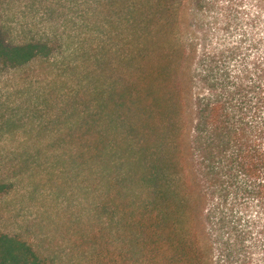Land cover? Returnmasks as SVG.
I'll list each match as a JSON object with an SVG mask.
<instances>
[{
    "label": "trees",
    "instance_id": "1",
    "mask_svg": "<svg viewBox=\"0 0 264 264\" xmlns=\"http://www.w3.org/2000/svg\"><path fill=\"white\" fill-rule=\"evenodd\" d=\"M136 42L131 75L107 96L124 121L146 199L111 264H264V0H120ZM8 45L0 64L47 57ZM7 186L0 183V197ZM0 264H44L0 232Z\"/></svg>",
    "mask_w": 264,
    "mask_h": 264
},
{
    "label": "rangeland",
    "instance_id": "2",
    "mask_svg": "<svg viewBox=\"0 0 264 264\" xmlns=\"http://www.w3.org/2000/svg\"><path fill=\"white\" fill-rule=\"evenodd\" d=\"M120 3L0 0L4 42L50 50L0 64V232L20 235L44 264L113 263L146 199V162L137 168L133 137L106 101L135 65Z\"/></svg>",
    "mask_w": 264,
    "mask_h": 264
}]
</instances>
